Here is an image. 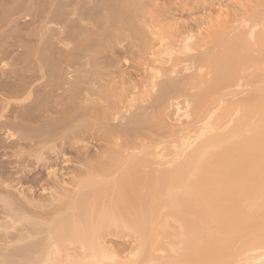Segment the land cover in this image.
<instances>
[{
  "label": "bare ground",
  "instance_id": "1",
  "mask_svg": "<svg viewBox=\"0 0 264 264\" xmlns=\"http://www.w3.org/2000/svg\"><path fill=\"white\" fill-rule=\"evenodd\" d=\"M0 264H264V0H0Z\"/></svg>",
  "mask_w": 264,
  "mask_h": 264
}]
</instances>
